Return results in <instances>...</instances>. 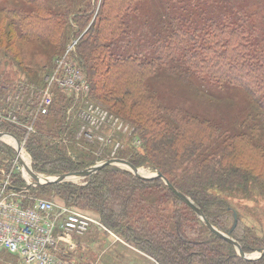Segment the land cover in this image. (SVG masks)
Segmentation results:
<instances>
[{
  "label": "trees",
  "instance_id": "1",
  "mask_svg": "<svg viewBox=\"0 0 264 264\" xmlns=\"http://www.w3.org/2000/svg\"><path fill=\"white\" fill-rule=\"evenodd\" d=\"M21 1L26 5L19 8L29 14L26 21L40 26L24 27L21 11L0 7L10 30L19 39L45 42L58 52L59 42L64 44L60 30L65 23L60 18L68 13L60 14L55 0ZM92 7L89 4L75 16L80 32L86 28L76 46L79 64L90 75L87 97L106 103L133 125L140 147H131L124 158L135 166L160 171L193 200L213 226L228 232L236 210L209 190L247 191L250 178L264 186V152L246 140L226 134L222 138L220 125L190 111L183 113L182 107L165 108L147 91L152 79L166 74L210 98L216 97L213 89L238 87L255 99L264 127V0H101L91 19L88 11ZM0 55L19 63L8 47H0ZM43 85L44 80L36 90L38 97ZM53 89L48 112H36L35 124L41 125L36 132L6 121H0V126H6L0 128L25 139L35 171L56 175L86 168L95 158L83 150L71 156L65 144H49L60 133L72 136L76 126L66 120L71 96ZM38 97L31 115L23 116L31 122ZM214 134L217 138L207 143ZM13 157L14 150L0 144V161ZM185 162L192 168L179 170ZM26 185L20 171L12 173L9 188L26 194L24 205L33 203L30 196L53 191L69 206L94 212L107 229L158 264H264V252L255 259L242 258L233 244L210 230L160 177L141 178L105 164L82 183L65 180L24 189ZM167 202L171 204L164 205ZM188 215L200 224L191 225ZM237 224L230 235L243 251L264 247L263 238L239 232Z\"/></svg>",
  "mask_w": 264,
  "mask_h": 264
},
{
  "label": "rangeland",
  "instance_id": "2",
  "mask_svg": "<svg viewBox=\"0 0 264 264\" xmlns=\"http://www.w3.org/2000/svg\"><path fill=\"white\" fill-rule=\"evenodd\" d=\"M100 1L101 0H55L58 12L60 14L68 13V16L60 18V20L65 23V25L62 26L63 29L60 30L61 37L64 39V44L62 41L59 42L58 52L45 42L36 40L25 41L17 38V33H13L10 30L7 21L1 16L0 12V47H8V50L15 56V59L19 61V63L17 62L14 64L13 61L0 55V81L2 86H4L0 91V109L5 111L11 110L13 113L16 112L15 114L17 117L19 116L20 122H23L24 126L32 127V132H36L37 128H39V126L41 127V125L35 124L38 105L34 111V122L27 120V118H23V116L25 113L31 115L34 100L38 97L36 91L38 86H41L43 80L45 82V77L52 71L56 56L62 54L61 52L64 51L73 40H78L85 31L86 28L83 32H80L81 24L78 18L75 19V16L86 10L89 4H91L93 7L88 12L91 14L92 19L96 14ZM21 4L26 5L21 0H0V7L5 6L21 11L20 18L24 22L26 21L25 15L29 14H26L24 8H19ZM47 6H49L52 12H56L50 3H48ZM45 13H48V11ZM32 21L33 20H27L22 26H40ZM76 45L72 51L73 59L82 69L89 85L91 81L90 75L87 69H83L79 64L81 59L79 58ZM29 79H31V83H29ZM19 84L22 85V89L20 90H18ZM23 86H25V88H23ZM148 89L147 92L149 94H154L158 102L165 108L166 106H178L183 108L181 109L183 113H186L184 111H190L199 118H208V121L213 123L216 127L220 125L219 131L223 133L222 138L225 137V134L231 135V137L237 138L238 140H244V142L245 140L248 141L249 144H253L256 148H260L261 151L264 152V127L257 114L256 101L238 87L226 85L221 91L213 89L216 97L210 98L208 96H203L202 93L192 91L186 82L179 81L166 74L159 78L152 79ZM39 96L38 98L41 99L40 93ZM71 98L72 102L66 110V120L76 124L75 131L72 136L67 132L60 133L58 137L56 136L49 141V144L53 142L65 144L67 154L71 156L83 150V153L87 154V156L95 158L92 164L110 157L124 158V155L126 156L131 147H140V138L133 136V125L124 120L120 114H117L113 109L109 108L106 103L93 100L92 98L89 99L88 97L83 99ZM86 100L107 110L112 114V119L117 121L116 124H103L101 128L93 130V135L90 138L85 133H82L80 127L83 122L78 116V111L86 106ZM56 120L57 119L51 120L49 123H54ZM0 127L5 128L6 126L1 124ZM253 127H255V131H253ZM217 136L218 135L215 136V134L211 136L207 143L212 144ZM0 144L7 145L14 150V157L12 160L8 161V159L5 158L3 161H0V178L3 177L2 175L5 172L13 170L12 173L20 171V175L22 177L25 176V178L30 181L31 177L27 171L23 169L24 167L17 159V151L14 148L16 146L15 143L1 137ZM20 150L23 151L26 158L29 159L28 165H33L31 155L29 151H27L25 143ZM198 153H202L201 149ZM190 164L191 163L188 165V163L185 162L178 166V169H191L192 165ZM117 166L127 169V167L121 165ZM139 168L142 172H150V174L156 172V170L148 166L142 165L139 166ZM45 175L53 176V174ZM84 178L85 177L72 178L69 181L82 183ZM249 180L250 185L247 191L238 188L236 191L232 192L228 189H219L218 187L210 188L209 191L228 200L230 206L236 210L238 213L237 226L239 232L243 231L249 235L259 236L264 239V186H260L253 178ZM19 194L23 201V199L26 198V194L20 191ZM35 198L50 200L61 206L68 205L53 191L38 193L33 197L30 196V200L33 203ZM31 201L30 203H32ZM166 204L168 205L171 203L167 202L164 205ZM71 206L76 207L73 205ZM179 208L182 210L181 206ZM86 211L90 214L92 212L90 210ZM182 213H184L183 210ZM92 217L96 219L99 224L93 222L89 226L90 229L88 228L84 234L78 235H84L80 240L78 239V245L75 241L76 236H73L72 240L76 247L74 246L72 250H69L67 248V243L62 242L60 244L62 248L66 250V255L71 260V264H74V261L75 264H158L153 257L126 243L120 239L119 235L114 231L107 229L100 222L96 214ZM188 218L191 225L195 226L199 225L202 221L200 217L199 219L201 221L195 218L192 221V217L189 215ZM227 222L230 223V219ZM187 224L188 221L185 225ZM105 230L107 231L105 232ZM255 252L256 250H253L248 253L255 254ZM79 258H82L84 261ZM72 259H74V261ZM9 260H12L9 254H0V264H6Z\"/></svg>",
  "mask_w": 264,
  "mask_h": 264
},
{
  "label": "built area",
  "instance_id": "3",
  "mask_svg": "<svg viewBox=\"0 0 264 264\" xmlns=\"http://www.w3.org/2000/svg\"><path fill=\"white\" fill-rule=\"evenodd\" d=\"M76 43L77 40H73L54 59L52 71L45 77L40 91L39 113H47L54 87L75 99L87 97L88 81L72 55ZM3 88L0 81V91ZM86 102V106L78 111L83 122L80 127L82 133L90 138L93 130L103 124H116L107 110L88 100ZM0 121L23 125L11 110L0 109ZM24 127L32 131V127ZM19 141L22 148L25 139ZM12 171L5 172L0 178V254L7 253L12 258L6 264H71L60 244L67 243V248L72 250L75 246L72 237L84 234L93 222L99 224L98 221L86 211L57 205L50 200L35 198L34 203L24 205L19 191L9 188ZM24 179L29 182L25 176Z\"/></svg>",
  "mask_w": 264,
  "mask_h": 264
},
{
  "label": "water",
  "instance_id": "4",
  "mask_svg": "<svg viewBox=\"0 0 264 264\" xmlns=\"http://www.w3.org/2000/svg\"><path fill=\"white\" fill-rule=\"evenodd\" d=\"M3 136H11L15 142V149L17 151V159L21 163V165L24 167V169L27 171L29 176L31 177V180L27 182V185L24 189H27L28 186L30 185H43V184H48V183H59L65 180H70L72 178H82V177H87L91 175L93 172L97 171L100 169L103 165L105 164H114V165H121L124 167H127L128 170H130L133 174H135L138 177L141 178H152V177H160L166 184L167 186L174 192L176 193L186 204H188L194 212L202 219L203 223L210 229L212 230L215 234H217L219 237L223 238L224 240L230 242L231 244L234 245L237 253L244 259H255L260 257L263 252H264V247H260L256 249L255 254L252 253H247L242 250L239 242L235 240L231 235L230 231L236 226L238 217H237V212L233 211V224L231 226V229L228 232L221 231L217 229L213 224L206 218L205 214L203 211L193 202V200L181 192L179 189H177L170 181L160 172L156 171L155 173L152 174H142L139 171V167L135 166L132 162L125 158H120V157H110L104 160H101L99 162H96L95 164H92L86 168L66 172V173H60L56 174L53 176H47L45 174H42L40 172H37L33 169V166L30 165L28 166L24 160L22 159L20 155V141L16 137V135L12 132L0 130V138Z\"/></svg>",
  "mask_w": 264,
  "mask_h": 264
},
{
  "label": "bare ground",
  "instance_id": "5",
  "mask_svg": "<svg viewBox=\"0 0 264 264\" xmlns=\"http://www.w3.org/2000/svg\"><path fill=\"white\" fill-rule=\"evenodd\" d=\"M3 138L6 139V140H9V141L12 142V143H15V142L13 141V139H12L11 136H3ZM19 152H20V155H21V157L23 158L24 162L28 165V159H26L25 153H23V151H21V150H20ZM28 166H29V165H28ZM139 171H140L142 174H150V172H142L140 169H139Z\"/></svg>",
  "mask_w": 264,
  "mask_h": 264
},
{
  "label": "crops",
  "instance_id": "6",
  "mask_svg": "<svg viewBox=\"0 0 264 264\" xmlns=\"http://www.w3.org/2000/svg\"><path fill=\"white\" fill-rule=\"evenodd\" d=\"M23 178H24V176H23ZM26 181V180H25ZM86 212H88V211H86ZM89 213V212H88ZM90 214V213H89ZM91 215L93 216V215H95V213H92L91 212ZM90 229V228H89ZM99 229H101V228H99ZM90 231V230H89ZM107 230H105V232H106ZM84 236V235H83ZM83 236H76V238H75V241L77 242V245H78V241L80 240V238L81 237H83ZM73 238V237H72ZM79 239V240H78ZM122 241V240H121ZM120 241V242H121ZM123 242V241H122ZM124 243V242H123ZM126 244V243H125ZM127 245V244H126ZM76 247V246H75ZM79 259H82V258H79ZM73 261H74V259H72ZM82 261H84L83 259H82ZM80 262H81V260H80ZM74 264H75V261H74Z\"/></svg>",
  "mask_w": 264,
  "mask_h": 264
}]
</instances>
